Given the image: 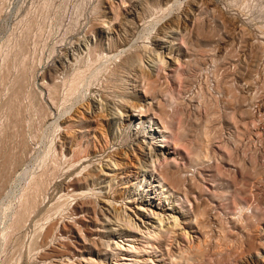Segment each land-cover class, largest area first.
Masks as SVG:
<instances>
[{
  "label": "rangeland",
  "instance_id": "rangeland-1",
  "mask_svg": "<svg viewBox=\"0 0 264 264\" xmlns=\"http://www.w3.org/2000/svg\"><path fill=\"white\" fill-rule=\"evenodd\" d=\"M163 38L178 63L135 78L137 61H127L148 63ZM99 94L121 111L116 135L106 112H83ZM141 104L142 117L132 110ZM150 122L170 157L163 175L142 180L129 145L151 142ZM109 158L117 164L100 173ZM88 164L94 191L82 181L77 199L54 189ZM161 176L179 187L163 190L161 204L190 237L140 241L138 264H264V0H0V264H73L81 254L115 264L119 250L107 244L124 227L87 195L121 209ZM35 182L38 206L18 230Z\"/></svg>",
  "mask_w": 264,
  "mask_h": 264
},
{
  "label": "bare ground",
  "instance_id": "bare-ground-1",
  "mask_svg": "<svg viewBox=\"0 0 264 264\" xmlns=\"http://www.w3.org/2000/svg\"><path fill=\"white\" fill-rule=\"evenodd\" d=\"M171 48H172V42H170V40H168V38H163L162 40H160L158 48L154 47V48H151L150 51H148L147 56H146V60L148 63L143 62V60L139 56H136L134 59H129L127 61L128 65L126 66V68L134 66L135 61H137L136 65L138 64L139 67H137L135 69V71L133 72V76L135 78H142V76H143V78H145L146 76H148V78H151V75L154 72V69H156V71H157L156 75L159 76L158 69L160 70L161 68L164 67L165 70H167L168 67H172L174 63H178V61H179L178 58H170L169 57V59H168V57L166 56L168 53H170L169 51ZM123 51H125L124 48H122L120 50V52H123ZM120 52H118V53H120ZM116 54H117V52H116ZM137 71H139V72H137ZM144 74H146V75H144ZM146 92H148V89H146ZM83 106H84L83 112H85V114H87L86 119L90 118V115H89L90 113L92 114L96 111L106 112V115L111 117V121H110L111 126H112L111 130H113V134L116 135V133H117L116 131L118 130V125L120 123V120L118 118L121 117V111L118 109V107H116V105H112V106L106 105L103 97L101 96V94H99L98 96H95V95H91L90 97L88 96V99L86 100V102ZM114 106L116 107L115 109H113ZM142 107H143L142 104L136 105V106L132 107V110H134L136 115L142 117V116H144V113H142L143 112ZM80 123H82V121H80ZM142 127L143 126H141L139 124V122H137V128H142ZM163 127H165V126H163ZM157 128H158V125L156 122L155 123L150 122V124L147 126V129L146 128L142 129V132H144V134L149 136V138L151 139V142L150 141L146 142L147 138H144L143 140H136L135 142L130 143V145H129V148L132 151H135L136 147L139 149V151L137 153V158H136V165L141 170V173L143 175L142 180L144 179V176L147 174V171H149V170H155L157 172V170L159 169V174L163 175V172L165 171V168L168 166V163H169L168 159L170 157V154L168 151V143H167V142H169V139L166 137L162 139V136H164V135H162L160 133V130L158 132ZM80 153H81V150H76V151H73L72 154L78 156V155H80ZM83 162H85V160L81 161V163H83ZM79 163H80V159H79ZM79 163H77V164L79 165ZM116 164L117 163H116L115 159L109 158V161L99 165V171H100V173H103V174H106L107 172L109 173V171H111V169H113L114 165H116ZM75 165H76V163H75ZM88 166H89V164H88ZM88 166H86V167L88 168ZM93 169H94L93 165L89 166V168L86 170V173L84 175H80L79 172L75 171L76 173L73 177H71L67 181L64 179L65 181H62V182L60 181V183H56L54 189H57L59 191L65 190L66 192L62 191L63 192L61 194L62 197H67L68 193L71 192L70 195L74 196L73 199H77L80 197V195L76 194L75 191H76V189L79 188L80 183L82 181V183H84V185L86 187H88V189H90L91 191H94L95 188H93L91 186L92 185L91 183L93 181H95L94 178H98V176L95 177V173L93 172ZM69 170H72V169H69ZM49 171H51V170H49ZM177 171H180L179 167H178ZM45 172H46V170H45ZM47 173L50 175L51 172L50 173L47 172ZM52 176H53V174H52ZM44 179H45V177H44ZM44 179H41V181ZM47 180L48 179H46V181ZM163 180H164V178L161 176V178H159L157 182L151 183V185H147V187H145V188H141V190L137 193L130 194V195L126 196V198H127L126 202H124L121 209L114 208L113 205H111L112 204L111 201H109V200H103V199L98 200L97 195H94V192L87 195V198H90V199L94 197L96 203L98 201H100L99 202V206H100L99 209L102 213V217L104 218V220L107 223L112 224L114 221H118L124 227V228H122V230H120L118 232V234H119L118 236L121 237V239L120 240H118V239L114 240L113 239L111 241H108L109 243L107 244V246H109L111 249L116 248L119 250V252H118L119 257H118V259L116 258L117 261L114 262L115 264H138V262L143 261V259L140 260L137 258L138 257L137 253L142 251V249H141L142 244L138 245V243L140 244V241H144L146 243V246H144V247L151 248L153 246L151 241L155 242V241L159 240L160 242H162L163 240H165L166 234H171L172 240H175L174 242L179 243V239H178L179 234H177V231H180V230L185 232L186 237H190V233L186 230V226H185V224H183L181 218L178 215L173 214V212H169L168 211L169 206L166 208V207H164L165 205L163 206L161 204L162 196L165 199L163 190H168L169 188H176L177 189L176 191L179 192V190H178L179 187H177L173 183H171V184L169 183V185H168L169 187H167V185L164 182L165 180L164 181ZM53 182H55V181H53ZM147 183H150V182L147 181ZM46 186H47L46 183H44V190L47 191V189H45ZM42 187H43V182L42 183H40V182L34 183L33 190L31 191L32 193L30 192L29 194H27L25 196V202L21 205L20 209L16 213L17 215H16L15 220L13 221V223L11 225L12 227H14L16 229L18 228V230H19L20 229L19 227L21 226V224H23L22 223L23 220L24 219L26 220V217L29 218V216L31 215L30 213L32 211L36 210L35 208L38 206L37 200H36V192L40 188L42 190ZM156 188L157 189L160 188V190H156ZM182 192L184 194V197L188 200L187 191L183 190ZM127 203H129V205H126ZM168 204H170V203H168ZM104 208L106 210H104ZM42 209H43V207H42ZM42 211L40 213H42ZM78 212H79L78 209H73V214H77ZM46 213H48V212H46ZM37 217H36V219H37ZM40 217H41V214H40ZM43 217L45 218V216H43ZM38 219H39V217H38ZM34 223H35V221H34ZM37 223H39V222H37ZM40 223H41V221H40ZM55 226H56V222H54V220L52 222H50L46 226V229L43 233V238H41V239H44L46 237L47 238L51 237ZM188 246H189V244H188ZM157 248L158 247H156V249ZM183 249H186V248H183ZM183 255H185V254H183ZM186 255H189V254H186ZM181 256H182V254H181ZM181 256H178L180 258L179 261H181V258L183 257V256L182 257ZM187 259H189V258L187 257ZM149 261H151V259H149ZM96 262H98V259L96 257L94 258L92 256V254L88 255V256L81 254V255H79V260H76L75 262L72 261L73 264H89V263L95 264ZM101 263H102V261H101Z\"/></svg>",
  "mask_w": 264,
  "mask_h": 264
}]
</instances>
